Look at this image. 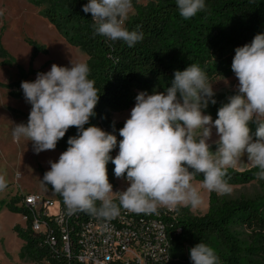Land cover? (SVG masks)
<instances>
[{
    "label": "clouds",
    "instance_id": "obj_1",
    "mask_svg": "<svg viewBox=\"0 0 264 264\" xmlns=\"http://www.w3.org/2000/svg\"><path fill=\"white\" fill-rule=\"evenodd\" d=\"M176 6L184 19L206 8L205 0H176ZM132 8V0H89L82 10L91 14L95 35L134 47L143 33L125 27ZM231 68L238 80L237 94L228 97L214 121L203 109L209 101L216 103L215 92L197 64L175 71L164 92H140L119 129L122 139L113 158L116 135L95 125L85 127L96 116L100 98L95 80L89 79V66L54 63L50 71L37 73L35 81L21 83L31 110L27 124L12 129L13 139L26 138L39 154L55 150L70 127L77 129L58 161H49L50 170L42 179L62 196L69 214L85 212L111 219L121 208L136 214H158L161 207L196 209L203 203L200 189L218 194L232 191L227 169L235 168L245 155L259 169L256 178L264 180V33L235 49ZM250 123L257 126L254 134ZM213 127L219 137L215 152L208 143ZM110 161L115 177L128 183L126 190L113 191L107 173ZM198 174L203 176L200 188L193 184ZM6 187L0 175V191ZM190 259L192 264H219L215 250L202 242L190 249Z\"/></svg>",
    "mask_w": 264,
    "mask_h": 264
},
{
    "label": "trees",
    "instance_id": "obj_2",
    "mask_svg": "<svg viewBox=\"0 0 264 264\" xmlns=\"http://www.w3.org/2000/svg\"><path fill=\"white\" fill-rule=\"evenodd\" d=\"M89 0H35L44 6V14L61 31L68 42L84 51L90 69L89 79L95 80L100 98L95 108L96 116L85 127L95 125L117 137V147L110 155L114 158L122 139L119 129L123 121L113 118V113L129 109L135 102L137 91L164 92L171 86L174 72L185 70L192 63L204 70L209 78L228 76L235 49L250 44L258 33H264V0H205L206 8L194 17L184 19L179 15L176 0H149L146 4L132 0L135 13L125 21L128 30L143 33V39L129 47L123 41H112L95 35L92 16L83 12ZM8 56L5 49H0ZM4 63H11L10 59ZM32 72H34L32 70ZM25 81L21 79L17 84ZM213 111H218L216 106ZM77 135L70 127L57 143L66 151L69 137ZM114 164H107L109 182L112 184ZM259 169L228 168L229 184H244L257 180ZM196 180L202 181V174ZM47 185V184H46ZM47 187L61 202L63 198ZM20 196L1 199L0 208L23 211L15 205ZM115 199V198H114ZM118 203V200H116ZM99 206V202H98ZM176 219L166 215L169 227L181 226L173 231L169 264H192L190 249L199 242L211 246L219 257V264H264V190L254 197L226 198L215 192L209 195L205 213L193 215L190 207L176 209ZM93 215L85 212L73 214L71 241L74 250L82 223ZM17 235L23 240L20 256L48 264H80L75 254L68 255L62 248L60 236L53 248L40 231H34L29 221L26 227L16 225ZM57 233V230H53Z\"/></svg>",
    "mask_w": 264,
    "mask_h": 264
},
{
    "label": "rangeland",
    "instance_id": "obj_3",
    "mask_svg": "<svg viewBox=\"0 0 264 264\" xmlns=\"http://www.w3.org/2000/svg\"><path fill=\"white\" fill-rule=\"evenodd\" d=\"M149 0H138L146 4ZM0 49H5L8 56L0 50V175L7 181V187L0 191V200H9L14 196L24 193H35L51 196V190L42 181L46 171L50 170L49 161H58L64 151L58 147L35 154L31 141L21 138L19 142L13 139L12 129L16 124H27L31 105L26 102L21 85V79L35 81L37 73L48 72L52 64L71 67L73 63L85 62L87 54L79 47L70 44L64 34L59 31L44 14V6L37 5L35 0H0ZM135 13L134 7L128 18ZM127 18V19H128ZM10 59L11 63H4ZM32 70L34 72H32ZM212 87L215 92L213 99L204 114L217 119L218 111H213L228 103L232 91H237L238 80L234 72L228 76L217 77L213 80ZM143 91H137V95ZM148 94H153L147 92ZM136 95V96H137ZM116 111L113 118L125 122L130 117L131 109ZM249 127L254 134L256 124L250 123ZM219 137L216 129L212 128V136L208 143L215 152L218 145L215 143ZM119 149L116 150L115 156ZM252 167L245 155L240 159L237 169ZM200 180L193 184L200 188ZM232 191L228 194H218L220 197L238 198L254 197L264 190V180H253L244 184H229ZM113 191H123L129 186L123 179L116 178L112 183ZM203 203L196 209L190 207L193 215H200L207 211L209 195L211 192L200 189ZM214 192V191H213ZM55 197V196H54ZM115 198V197H114ZM17 205V202H15ZM40 207H37L39 210ZM50 210L53 211V208ZM27 226L24 213L12 210L6 206L0 208V264H48L46 261H32L22 259L20 252L23 240L14 230L16 225Z\"/></svg>",
    "mask_w": 264,
    "mask_h": 264
},
{
    "label": "built area",
    "instance_id": "obj_4",
    "mask_svg": "<svg viewBox=\"0 0 264 264\" xmlns=\"http://www.w3.org/2000/svg\"><path fill=\"white\" fill-rule=\"evenodd\" d=\"M19 196L17 206L31 228L45 234L53 249L59 235L64 252L75 254L80 264H169L172 260V234L180 232L181 226L171 229L165 216L176 219V210L161 207L158 214H136L121 208L115 218L93 215L82 223L74 250L70 235L73 214L64 203L43 194L23 192Z\"/></svg>",
    "mask_w": 264,
    "mask_h": 264
},
{
    "label": "water",
    "instance_id": "obj_5",
    "mask_svg": "<svg viewBox=\"0 0 264 264\" xmlns=\"http://www.w3.org/2000/svg\"><path fill=\"white\" fill-rule=\"evenodd\" d=\"M237 91H232L231 95H236ZM188 249V256H190V247L187 248Z\"/></svg>",
    "mask_w": 264,
    "mask_h": 264
},
{
    "label": "crops",
    "instance_id": "obj_6",
    "mask_svg": "<svg viewBox=\"0 0 264 264\" xmlns=\"http://www.w3.org/2000/svg\"><path fill=\"white\" fill-rule=\"evenodd\" d=\"M52 196H54V194L51 192ZM51 197V196H50Z\"/></svg>",
    "mask_w": 264,
    "mask_h": 264
}]
</instances>
